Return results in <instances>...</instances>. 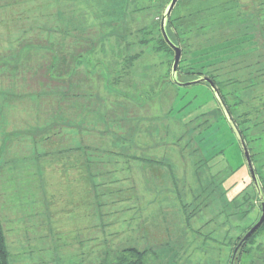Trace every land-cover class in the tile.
Instances as JSON below:
<instances>
[{
	"label": "rangeland",
	"instance_id": "1",
	"mask_svg": "<svg viewBox=\"0 0 264 264\" xmlns=\"http://www.w3.org/2000/svg\"><path fill=\"white\" fill-rule=\"evenodd\" d=\"M169 2L0 0L10 264H114L128 247L146 250V264H230L259 219L210 85L172 80L175 52L161 38ZM169 30L182 50L178 79L215 80L264 185V0H179ZM67 145L84 148L71 172ZM260 246L264 224L239 264H264Z\"/></svg>",
	"mask_w": 264,
	"mask_h": 264
},
{
	"label": "water",
	"instance_id": "2",
	"mask_svg": "<svg viewBox=\"0 0 264 264\" xmlns=\"http://www.w3.org/2000/svg\"><path fill=\"white\" fill-rule=\"evenodd\" d=\"M177 1L178 0H170V2L168 3L167 7L165 8V10L163 12L162 18H161V30H162L163 36H164L166 42L170 45V47L175 52L174 61H173V65H172V80L179 85H191V84H197V83H208L210 85L220 107L222 108V110L225 113L227 119L229 120L232 128L235 130V132L238 136L239 143L241 144V147H242L245 159H246V164H247L248 169L250 171L253 184L255 186L258 198L260 200L261 212H260L259 219L257 220V222L254 225L251 226V228L246 233H244L242 235V237L239 239V241L237 242V244L233 250L231 260H230V264H237V259H238V255H239L240 250L244 247L245 243L251 237V235L264 223V191H263L261 182L258 178L257 171L254 168L253 160H252L251 155H250L249 147H248L241 131L239 130L237 124L235 123L226 103L224 102V99H223L216 83L214 82V80L207 75H201V76L196 77L195 79L183 81V82L178 79V75L180 73L179 72V62L181 59L182 50H181L180 45L175 43L168 33L169 18H170L172 10L175 7Z\"/></svg>",
	"mask_w": 264,
	"mask_h": 264
},
{
	"label": "trees",
	"instance_id": "3",
	"mask_svg": "<svg viewBox=\"0 0 264 264\" xmlns=\"http://www.w3.org/2000/svg\"><path fill=\"white\" fill-rule=\"evenodd\" d=\"M179 1V0H178ZM177 1V2H178ZM177 4V3H176ZM176 6V5H175ZM175 8V7H174ZM173 8V10H174ZM172 10V12H173ZM172 21V13L170 15V18H169V22H168V33L170 35V30H169V25ZM162 33V32H161ZM171 37V36H170ZM162 40L164 42V44L166 45V47L168 48V50H171L172 48L170 47V45L166 42L163 34H162ZM172 38V37H171ZM173 40V39H172ZM174 41V40H173ZM175 43H177L179 45L178 42L174 41ZM180 64V63H179ZM201 75H204V74H198L196 77L198 76H201ZM52 80H56L58 78H53L51 77ZM214 80V79H213ZM57 81H61V80H57ZM215 82V80H214ZM51 85V84H50ZM52 88H59V86H62L61 83H58L56 85H51ZM75 88V87H73ZM220 91V90H219ZM221 93V92H220ZM222 95V93H221ZM223 97V95H222ZM224 99V97H223ZM224 102L226 103V101L224 100ZM227 105V104H226ZM228 107V105H227ZM229 109V108H228ZM222 110V108H221ZM230 111V109H229ZM223 112V110H222ZM231 113V112H230ZM243 124V123H242ZM66 126V124H65ZM68 126H74V125H71V124H68ZM51 128V127H50ZM238 128L239 130L241 131L244 139H245V136H244V132L243 130L240 128V126L238 125ZM246 141V139H245ZM247 143V141H246ZM248 145V143H247ZM249 147V145H248ZM249 150H250V147H249ZM251 155V154H250ZM252 158V157H251ZM261 182V185H262V188H263V191H264V185L262 184V181ZM254 186V184H253ZM255 188V186H254ZM255 192L257 194V191L255 189ZM258 197V195H257ZM146 250H140L138 248H135V247H128V248H124L122 249V251H120L119 255H118V258L116 260V262L114 264H146ZM0 264H10L9 263V252H8V248H7V243H6V237H5V233H4V229H3V226L2 224L0 223Z\"/></svg>",
	"mask_w": 264,
	"mask_h": 264
},
{
	"label": "crops",
	"instance_id": "4",
	"mask_svg": "<svg viewBox=\"0 0 264 264\" xmlns=\"http://www.w3.org/2000/svg\"><path fill=\"white\" fill-rule=\"evenodd\" d=\"M68 146V149H66V151H65V153H64V156H63V160L62 161H64V163L66 164V163H68V166H67V169H68V171H70L71 169H73V167L75 166V152L76 151H82L83 149H77V148H75L73 145H67ZM88 146V145H87ZM86 146V147H87ZM58 151V150H57ZM58 153V152H57ZM59 155V154H58ZM40 159H42V157H40ZM44 159H46V158H44ZM43 159V160H44ZM43 160H40L39 161V163L41 164V163H43ZM82 161H81V164H80V167L82 168V176H84V177H87V178H89L90 177V174H89V172H87V170L85 171V167L87 168L88 166L86 165V160H85V158H84V156H82V159H81ZM72 161V162H71ZM51 163H52V160H51ZM70 169V170H69ZM71 172V171H70ZM73 175L72 174H70V177H72ZM68 177H69V175H68Z\"/></svg>",
	"mask_w": 264,
	"mask_h": 264
},
{
	"label": "flooded vegetation",
	"instance_id": "5",
	"mask_svg": "<svg viewBox=\"0 0 264 264\" xmlns=\"http://www.w3.org/2000/svg\"><path fill=\"white\" fill-rule=\"evenodd\" d=\"M263 224H264V223H263ZM249 229H250V228H249ZM249 229H248V230H249ZM248 230H246L245 233H246ZM256 231H257V230H256ZM256 231H255V232H256ZM255 232H254V233H255ZM252 235H253V234H252ZM241 237H242V236H241ZM241 237H240V238H241ZM240 238H239V239H240ZM250 238H251V237H250ZM250 238H249V239H250ZM249 239L247 240V242L245 243L244 247H243V248L240 250V252H239L238 259H237V264H239V259H240L241 253L244 252V248L246 247V245H247ZM238 241H239V240H238ZM238 241H237V242H238ZM237 242H236V244H237ZM236 244H235V246H236ZM235 246H234V248H235ZM259 249H260L261 253L264 254V247H263V246H260ZM233 250H234V249H233Z\"/></svg>",
	"mask_w": 264,
	"mask_h": 264
},
{
	"label": "bare ground",
	"instance_id": "6",
	"mask_svg": "<svg viewBox=\"0 0 264 264\" xmlns=\"http://www.w3.org/2000/svg\"><path fill=\"white\" fill-rule=\"evenodd\" d=\"M231 112V111H230Z\"/></svg>",
	"mask_w": 264,
	"mask_h": 264
}]
</instances>
